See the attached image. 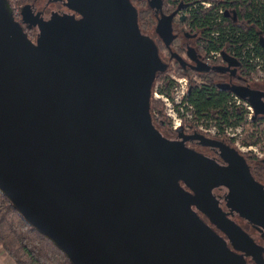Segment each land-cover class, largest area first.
<instances>
[{"label": "water", "instance_id": "water-1", "mask_svg": "<svg viewBox=\"0 0 264 264\" xmlns=\"http://www.w3.org/2000/svg\"><path fill=\"white\" fill-rule=\"evenodd\" d=\"M70 7L81 17L36 21L35 43L0 0V191L72 264H248L243 254L264 264V248L230 217L264 229V186L245 158L183 127V141H172L153 122L156 76L169 66L135 5ZM190 50L198 72L238 75L242 63L227 51L226 66H210ZM219 86L264 115L263 91ZM190 139L218 147L228 165ZM217 187L228 189V210Z\"/></svg>", "mask_w": 264, "mask_h": 264}, {"label": "trees", "instance_id": "trees-1", "mask_svg": "<svg viewBox=\"0 0 264 264\" xmlns=\"http://www.w3.org/2000/svg\"><path fill=\"white\" fill-rule=\"evenodd\" d=\"M175 1L179 3L182 0ZM210 1V7H205L200 1L197 4L193 0L189 1L187 23L201 32L203 59L216 50L234 54L242 63L238 74L253 82L260 64L257 59L264 61V50L260 44L261 37H264V0ZM221 10L224 12L221 13ZM221 62L220 59L215 60L210 66H218ZM175 64V73L190 79V91L185 98L193 107L190 124L215 126L217 135L227 138L226 128H235L245 122L248 110L233 103L234 93L219 86L226 78L222 72H191L184 70L178 63ZM170 69L171 66L165 72L158 73L154 84V90L157 88L160 93L168 96L172 95L175 83L167 73ZM262 69L264 70V65ZM160 105L161 101L152 96L151 113L154 108H160ZM164 122L168 123L167 120ZM247 124L250 127L245 128L242 144L248 146L263 142L264 120L257 117ZM0 246L16 264H72L52 241L25 221L1 191Z\"/></svg>", "mask_w": 264, "mask_h": 264}, {"label": "flooded vegetation", "instance_id": "flooded-vegetation-1", "mask_svg": "<svg viewBox=\"0 0 264 264\" xmlns=\"http://www.w3.org/2000/svg\"><path fill=\"white\" fill-rule=\"evenodd\" d=\"M9 2L11 4V7L13 8L16 20L21 23L24 31L27 33L29 38L35 43L37 42L40 34V29L39 26L36 24V21H49L53 16H75L76 18L81 17L78 12H76L70 7V0H9ZM131 2L138 9L139 15H142L145 21L143 23L144 26L148 23L155 22L154 34H150L144 31L143 33L149 35L158 45L159 54L163 62L166 63L169 67L172 65V63H178V65H180L176 57H171L172 53H177L183 58L184 70L191 72L197 71L194 69L197 64V61L195 58H191V56L188 54V51L191 49L190 54H194V56H196L199 60L203 61V55L201 53L200 48L202 36L199 30L197 31L191 28V25L187 23L190 2H185L183 0L179 3L175 0H131ZM187 4H189V6H187L185 9L178 10L180 5L183 6ZM150 14H152V16ZM144 15H148V17H145ZM159 26H161V28L158 30L157 28ZM165 49L168 51V54L164 52ZM222 65L226 66L227 63L224 62ZM241 66L237 68V74ZM223 75L226 76V78L223 79V83L249 86L253 89H258L264 92V87L257 88L252 86L253 84L251 83V81L242 75L238 74L233 77L231 76V73L229 71L223 73ZM242 100L247 102V100ZM262 100H264V96L262 97ZM252 109L253 111L250 120L255 119L257 117L262 118L264 120V115H256L253 106ZM159 130L161 131V129ZM161 133L172 141H183L178 131L167 134L161 131ZM182 133L185 135H192L195 134L196 131L183 130ZM202 134L209 139L211 138L223 141L229 147L237 149L240 154L245 158L252 175L264 186V156L260 157L253 151L249 153L241 152L238 149L237 145L234 144L235 141L229 136V138H225L217 135V133L215 136L205 133ZM184 142L186 146L198 152H201L207 157L217 160L219 164L228 165V163L221 156V150L218 147L203 145L198 139H190ZM202 147H205L208 151H211V155H207L206 153L202 152L200 150V148ZM227 192L228 189L225 187H217L214 189L215 195L221 197V205L225 210H228L224 199V195L227 194ZM200 214L204 217L202 213ZM230 217L242 227V229L251 237V239L257 245L264 248V229H259L258 227L254 226L251 222H249V220L240 217L238 214H235ZM215 229L217 228L215 227ZM217 231L226 239L228 238L220 230L217 229ZM237 252L240 254L243 253L240 250H237ZM243 255L245 256L248 264H257L251 256H247L245 254Z\"/></svg>", "mask_w": 264, "mask_h": 264}, {"label": "built area", "instance_id": "built-area-1", "mask_svg": "<svg viewBox=\"0 0 264 264\" xmlns=\"http://www.w3.org/2000/svg\"><path fill=\"white\" fill-rule=\"evenodd\" d=\"M185 1V0H183ZM187 1H191V0H187ZM195 1V4L198 3V1L202 2V4L205 7H210L212 5V2L210 0L206 1V0H193ZM224 12L223 10H221V13ZM231 54V53H230ZM232 56L237 57L234 54H231ZM220 59L222 62H225V60L223 59V54L222 51L220 50H216V51H212L210 52L204 59L203 61L209 65L213 64V61ZM259 61V66L257 69V72H264V70L262 69V66L264 65V61L262 59H257ZM223 64V63H222ZM174 80V85L172 88V95L168 96L165 95L163 93H160L157 88L154 90L153 92V98L155 100H160L161 102H164L165 104V112L168 116L173 118V124H172V128L174 131H177L180 127H183V129L185 131H199L205 134H210V135H216L217 133V129L215 126H210L207 127L204 124H197V126H193L192 124L189 123V120L193 118V107L186 101V96L188 94V92L190 91V79L187 76H177V75H172L171 77ZM233 103H235L236 105H242L244 106L247 110H248V114H247V119L250 120L251 116H252V106L246 102L243 101L241 98H239L237 95L233 94ZM153 117L158 120V119H163L162 118V110L158 109L156 111V109L153 111ZM161 124H166L164 122V120L160 121ZM244 126H238V127H229L226 128L225 133L227 136L231 137V138H235L236 139V143L238 146H241L239 140L242 135V133L244 132ZM246 149L245 152L251 151L248 148H253L254 146H243V149ZM255 150V149H254ZM257 150V149H256ZM255 150V151H256Z\"/></svg>", "mask_w": 264, "mask_h": 264}, {"label": "rangeland", "instance_id": "rangeland-1", "mask_svg": "<svg viewBox=\"0 0 264 264\" xmlns=\"http://www.w3.org/2000/svg\"><path fill=\"white\" fill-rule=\"evenodd\" d=\"M151 16H152V14H150ZM145 16V15H144ZM145 17H148V15L147 16H145ZM150 17V16H149ZM153 18V17H152ZM145 21H144V19H142V15L140 16L139 15V24H140V27H141V29H142V31H144V32H147V33H150V34H154V28H155V22H153V23H148L147 25H145L144 26V23ZM164 52L166 53V54H168V51L165 49L164 50ZM220 65H222V62H221V64ZM176 64H174V63H172V65H171V69L167 72L168 74H169V76L170 77H172V75H177L176 73H175V68H176ZM173 68V69H172ZM178 76V75H177ZM224 78V77H223ZM253 79H254V81L253 82H251L253 85L252 86H254V87H264V72L262 73V72H257L255 75H254V77H253ZM158 84H160V83H158ZM155 87H156V85H155ZM154 97V96H153ZM239 97V96H238ZM240 98V97H239ZM156 109V111L158 110V109H161L162 110V118L163 119H158V120H156L153 116V122L155 123V125L156 126H158L159 127V129H161V131L163 132V133H173V132H176V131H174L173 130V128L171 127L172 126V124H173V118L172 117H170V116H168L167 114H166V112H165V104H164V102H161V105H160V108H154L153 109V111ZM152 111V115H153V112ZM161 120H167L168 121V123L167 124H161L160 123V121ZM249 122V120L248 119H246L245 120V122H243L242 123V125L244 126V130L243 131H245V128H249L250 126H249V124H247ZM166 123V122H165ZM171 127V128H170ZM172 129V130H171ZM243 137H244V132L242 133V135H241V137H239L240 138V140H239V142H240V144H241V146H238L237 145V143H236V139L234 140L235 141V145H237V147H238V149L241 151V152H243V153H249V152H251V151H253L254 153H256L257 155H259L260 157H263L264 156V141L263 142H261V143H259V144H255V145H248V146H254V149L256 150H254L253 148H248V149H250L251 151H248V152H245V148L243 149V146H247V145H245V144H242V140H243ZM200 150L202 151V152H204V153H206L207 155H211V151H208L207 150V148H205V147H202V148H200ZM0 248L2 249V247L0 246ZM2 251H3V254L5 255V256H7V259L9 258V256H8V254H6V252L4 251V249H2ZM10 259V258H9ZM12 259V258H11ZM13 260H11V263H15L14 261L12 262ZM16 264V263H15Z\"/></svg>", "mask_w": 264, "mask_h": 264}, {"label": "crops", "instance_id": "crops-1", "mask_svg": "<svg viewBox=\"0 0 264 264\" xmlns=\"http://www.w3.org/2000/svg\"><path fill=\"white\" fill-rule=\"evenodd\" d=\"M4 254L2 249L0 248V264H15V263H11L12 260L11 257H9L10 259L9 258L7 259V256H5Z\"/></svg>", "mask_w": 264, "mask_h": 264}]
</instances>
